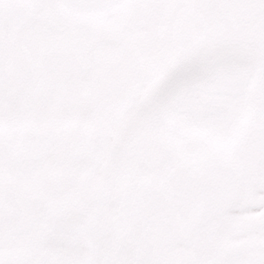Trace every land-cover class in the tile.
Returning a JSON list of instances; mask_svg holds the SVG:
<instances>
[{"label":"snow or ice","instance_id":"snow-or-ice-1","mask_svg":"<svg viewBox=\"0 0 264 264\" xmlns=\"http://www.w3.org/2000/svg\"><path fill=\"white\" fill-rule=\"evenodd\" d=\"M0 264H264V0H0Z\"/></svg>","mask_w":264,"mask_h":264}]
</instances>
